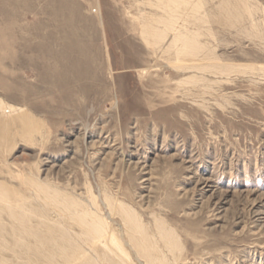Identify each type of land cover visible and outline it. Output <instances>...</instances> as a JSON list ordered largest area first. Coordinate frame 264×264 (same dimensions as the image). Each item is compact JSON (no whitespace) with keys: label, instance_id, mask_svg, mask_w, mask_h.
Listing matches in <instances>:
<instances>
[{"label":"rangeland","instance_id":"1","mask_svg":"<svg viewBox=\"0 0 264 264\" xmlns=\"http://www.w3.org/2000/svg\"><path fill=\"white\" fill-rule=\"evenodd\" d=\"M160 1L0 0V264H264V0Z\"/></svg>","mask_w":264,"mask_h":264},{"label":"bare ground","instance_id":"2","mask_svg":"<svg viewBox=\"0 0 264 264\" xmlns=\"http://www.w3.org/2000/svg\"><path fill=\"white\" fill-rule=\"evenodd\" d=\"M162 1H165V3H162L161 1V5L163 4L165 7H168L169 9H167V10H164V11H166V13L168 14V15H170V13L169 12H171L172 11V9H171V3H172V1L173 0H162ZM167 3H169V4H167ZM166 4V5H165ZM160 6V5H159ZM154 7V6H153ZM174 14V13H173ZM165 19V18H164ZM163 19V20H164ZM171 19V18H170ZM150 20V19H149ZM151 20H152V18H151ZM167 21V20H166ZM147 22H148V20H147ZM155 22H156V24L157 25H161V26H163V27H165V28H167V29H171L172 27L174 28V22H171V24H169L168 22H163L162 21V19L160 18V19H158V20H152V22H148V24H144L143 25V30H142V35L143 36H149V37H156V38H158V37H161L162 35H164L165 34V30L163 31H161V32H159V30H158V26H156V24H155ZM144 23H146V22H144ZM171 26V27H170ZM159 34H162L161 36L159 35ZM167 36V35H166ZM166 36H164V37H166ZM149 37H147V38H149ZM175 39H177V37L175 38ZM174 39V40H175ZM178 39H179V37H178ZM148 41H149V39H147ZM153 40H155L154 38H153ZM180 41V40H179ZM185 41H186V39H185ZM189 41V40H188ZM187 41V42H188ZM150 42V41H149ZM183 42V41H182ZM152 43V42H151ZM155 43H156V41H155ZM175 43V42H174ZM189 43V42H188ZM194 43V42H193ZM196 43V42H195ZM154 44V43H153ZM156 45V44H155ZM159 45V44H158ZM189 45H190V43H189ZM197 45V44H196ZM200 45V44H199ZM154 46V45H153ZM178 46V45H177ZM194 47H197L198 48V46H194ZM187 48V47H186ZM197 48H196V50H197ZM192 49V51H193V48L191 47L190 48V50ZM200 49V48H199ZM203 49V48H202ZM186 50V49H185ZM184 50V51H185ZM202 52V51H201ZM195 53H197V52H195ZM190 54V53H189ZM199 55V54H198ZM193 56H196V54H193ZM188 57V56H187ZM1 105V104H0ZM1 109H5V106H0V110ZM18 117H21V119H23V120H26V119H28L29 121H30V118H29V115L28 114H25L24 112H18V115H17ZM126 213V212H125ZM122 214V213H121ZM124 215H126V214H124ZM123 216V215H122ZM126 217V216H125ZM130 217V216H129ZM131 218V217H130ZM132 219V218H131ZM98 220V219H97ZM129 220V219H128ZM102 223V222H101ZM126 223H127V221H126ZM132 223H134V222H132ZM103 224V223H102ZM88 225V224H87ZM97 226V225H96ZM100 227V226H99ZM130 228V227H129ZM128 228V229H129ZM101 229V228H100ZM92 231V230H91ZM105 231V230H104ZM97 232V231H96ZM106 233V232H105ZM96 235V234H95ZM112 235H113V233H112ZM96 236H98V234L96 235ZM101 236V235H100ZM103 236H105V235H103ZM144 236V235H143ZM107 237V236H106ZM112 237V236H111ZM111 237H110V239H111ZM105 238V237H104ZM142 239V238H141ZM104 241V240H103ZM107 242V241H106ZM105 244V243H104ZM107 245L109 244V242L108 243H106ZM107 245H105V246H107ZM171 247V246H170ZM174 247V246H173ZM112 249L113 250H115V252L117 253V254H119L118 256H121L122 258L124 257V255L122 254V252L120 251V250H117V248H114V247H112ZM119 249V248H118ZM112 253V252H111ZM78 255H80V254H78ZM143 255V254H142ZM84 261H85V258H84ZM86 261H88V260H86ZM76 262V261H75ZM77 264H82L81 263V260L80 261H78V263ZM86 264V263H85Z\"/></svg>","mask_w":264,"mask_h":264}]
</instances>
